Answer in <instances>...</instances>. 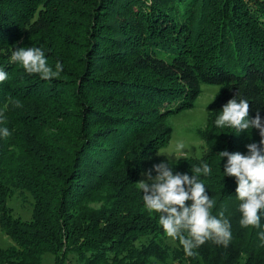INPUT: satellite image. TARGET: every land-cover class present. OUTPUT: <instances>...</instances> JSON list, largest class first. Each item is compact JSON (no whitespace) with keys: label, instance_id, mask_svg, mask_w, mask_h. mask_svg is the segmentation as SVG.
<instances>
[{"label":"trees","instance_id":"trees-1","mask_svg":"<svg viewBox=\"0 0 264 264\" xmlns=\"http://www.w3.org/2000/svg\"><path fill=\"white\" fill-rule=\"evenodd\" d=\"M57 1L0 0V70L7 73L0 128L10 132L0 136V230L10 240L0 246V264H43L44 253L52 264L71 256L74 264L147 263L159 249L134 241H152L159 213L146 209L136 183L161 162L189 176L201 162L211 168L200 182L214 203L210 213H224L232 238L227 247L209 240L194 249L200 264H264V220L241 228L235 178L223 176L226 157L219 156L247 154L258 130L214 125L237 89L249 118L259 111L264 120V0H75L56 13L65 15L69 63L44 80L9 56L26 31L34 38L51 29L41 11ZM20 7L17 27L12 11ZM53 60L55 71L60 59ZM201 82L218 84L196 129L201 155L160 159L167 113L191 106ZM15 192L31 196L28 218L7 205Z\"/></svg>","mask_w":264,"mask_h":264},{"label":"clouds","instance_id":"clouds-1","mask_svg":"<svg viewBox=\"0 0 264 264\" xmlns=\"http://www.w3.org/2000/svg\"><path fill=\"white\" fill-rule=\"evenodd\" d=\"M9 61L19 63L25 72L38 74L44 80L58 77L63 70V65L57 62L53 71L39 47H17L11 51ZM6 79L7 73L0 70V83ZM249 109L248 99L237 89L214 120L217 128H228L235 134L256 129L260 137L258 143L246 145L247 154L227 150L219 152L220 158L226 157L223 176L235 178L241 228L259 227L260 213L264 211V120L259 111L250 119ZM9 135L6 127L0 128V136ZM153 171L155 176L152 175ZM192 171L195 174L191 176L174 173L171 163L161 162L144 173L146 179L136 183L142 192L146 209L159 213L158 224L164 234L173 242L178 241L188 257L194 255V249L209 240L218 246L227 247L232 238L230 224L222 219L224 213H219L221 218L210 213L214 203L206 194L205 185L200 182L199 174L207 176L211 172L210 166L201 162ZM189 201L190 204L187 203ZM261 238L264 239V233H261Z\"/></svg>","mask_w":264,"mask_h":264},{"label":"rangeland","instance_id":"rangeland-1","mask_svg":"<svg viewBox=\"0 0 264 264\" xmlns=\"http://www.w3.org/2000/svg\"><path fill=\"white\" fill-rule=\"evenodd\" d=\"M70 6H75V0H70V3L68 0H58L57 4L55 5V7H57L56 9L52 8V10H42V17L45 16L44 18L48 22V28L51 29L48 31H44V28L40 29L34 38L30 32L26 31L24 33V37L19 36L12 44H14L16 48H43L42 50L45 53V58L49 66H53V63H55L53 58H57L58 60L60 59L59 62L61 63L65 62L63 64L69 63V59L65 57L69 56L70 54L67 51L69 49L68 46L70 47V45L68 42L64 41V35L66 32L63 21L65 19V15L63 14V16H61L57 15L56 13H58L59 9L62 7L64 8V12H66ZM21 10H23V7H20L17 12L15 10L12 11V15H14V21L16 22L15 25H17V27H19V24L17 23H19V14L22 12ZM116 18L117 16L113 17V19ZM58 27L61 28L62 33H59ZM17 33L18 31L15 32L14 36H18ZM34 40H36V43ZM58 42H61V45ZM217 89L218 84L216 83L201 82L200 92L194 98L191 106L167 113L165 121L170 127L169 138L167 142L164 145L158 147L155 152L160 159L174 161L183 155H201L204 144L202 139L196 133V129L202 128L204 126L207 109L206 105L215 96ZM4 108H6V106H4ZM144 173L145 172L142 171L138 174L137 182L146 179ZM155 175L156 173L153 176ZM31 201L32 198L27 192H15L6 199L7 205L11 207L12 214L17 215L22 219L29 217ZM260 216L262 222L264 220L262 217L264 216V211L260 213ZM155 225L159 228V230L154 231L150 235L152 241H146L144 237H138L134 241V244H138L139 242H149L155 249H159L157 254L147 256V263L141 264H150L149 262H155L157 264H200L199 257L195 253L191 257L186 256L179 242H173L164 234L161 226L158 224V221ZM8 243H10L8 236H6L0 230V246H6ZM40 260L43 264H52V255L49 253H44L41 255ZM75 260H77V258L71 256L70 259L68 258V260L63 261L62 264H74ZM97 264H110V261H102L101 263L99 262Z\"/></svg>","mask_w":264,"mask_h":264}]
</instances>
